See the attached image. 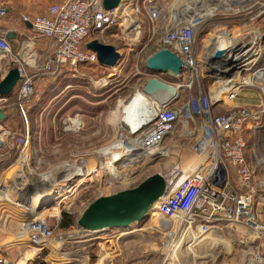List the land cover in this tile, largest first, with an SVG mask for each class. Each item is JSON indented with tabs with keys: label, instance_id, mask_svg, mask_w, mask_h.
I'll return each mask as SVG.
<instances>
[{
	"label": "built area",
	"instance_id": "built-area-1",
	"mask_svg": "<svg viewBox=\"0 0 264 264\" xmlns=\"http://www.w3.org/2000/svg\"><path fill=\"white\" fill-rule=\"evenodd\" d=\"M219 1L224 5L233 2ZM122 5L123 2L113 9H106L104 0H64L51 5L45 14L34 18L23 16V21L32 25V32L24 35L20 50L16 53L12 49L10 40L5 35H0V81L10 68L14 66L19 68L21 78L14 89L16 90L14 106L21 110L25 119L26 110L33 101L37 81L42 76L58 74L64 68L77 70L83 64L98 62L97 54L86 48V43L95 39V34L104 33L109 26L121 19ZM173 6V4H163L160 0H147L145 10L150 19L151 29L161 35L157 48L166 46L180 55L184 61L180 78L182 77L185 83L188 82L190 88L195 78L202 75L201 72L205 73V68L213 67L222 61L217 55L220 48L200 47L199 40L204 37L208 21L218 16L220 18L225 16L226 19L245 18L251 24H255L264 17V0H256L247 10H239L237 5L234 7L236 10L219 8L217 12L206 17L199 15L200 9L194 12L189 10L185 15L178 12L174 14ZM6 14L7 10L0 7V17ZM256 28L251 27L250 36L256 39L263 37L264 32ZM242 37L240 40L234 39L235 43H227L225 47L234 45L242 48L238 51L235 60L250 66L245 67L242 72H235L231 78H235V81L229 90L223 93L200 89L197 93L189 92L186 98L182 99L177 93V86L180 83L163 81L170 87L176 88V91L166 90L162 98H158L153 93L148 96L152 106H156L154 109L156 114L138 128L134 127L130 131L121 128L119 136L107 149L111 154L110 160L99 167L110 165L113 168L112 174L116 176L118 171H130L133 166L143 162L164 159L174 151L180 154L186 141H190L189 147L195 158L193 167L187 176L179 177L173 185L170 184L173 176H169L165 186L166 191L157 207L160 218L163 217L169 222V225L158 222L154 228L166 239L162 264H217L232 255L234 242L239 245L245 244L244 235L250 236L253 245L255 240L264 238V223L259 218L261 202L257 201L259 195L264 192V176L259 175L258 159L249 147L254 146L256 137L257 139L264 137V73L262 71L264 67L251 71L252 65L257 64V58L263 52L260 54L259 47L257 46L256 49L251 45L255 42H247L246 38ZM39 38L48 39L52 51L47 53L41 64L36 65L23 59L22 51L31 45L28 52L31 57H35L33 48ZM249 52L256 55L249 57ZM20 57L22 63H17ZM212 62L215 64L210 65ZM27 64L32 68H28ZM246 71L251 73V79L240 81V74ZM158 74L164 73L152 75L160 79ZM213 83L216 84L215 81ZM242 84L258 89L260 99L256 103L236 105L235 99ZM7 100L8 98L0 97V104ZM220 105L232 107L225 109L224 112H218L217 108ZM0 111L4 110L0 107ZM2 127L1 120L0 151L5 148ZM17 144L18 160L27 158L28 166L31 153L33 152L32 155L35 153V150L30 149L29 134H20L17 137ZM179 165L178 171H183L182 165ZM64 166L66 172L63 176L54 177L53 173H46L53 176L48 182L57 184L58 179L63 178L71 181L74 176L79 175L70 173L76 172L77 166L70 167L69 172H67V164ZM173 173L176 177L177 173ZM61 176L62 178H59ZM16 179L20 181L23 177ZM130 179L131 175L127 180ZM1 183L2 180H0V206H3ZM20 185L19 190L23 187ZM77 187L72 191L70 187L65 196L59 199L64 200L77 195ZM51 203L48 202L46 208ZM60 203L61 201L58 203L59 208ZM55 209L57 214L54 216L59 221L61 209L57 207ZM231 222H241L247 232L238 235L221 229ZM80 230L84 232L83 229ZM20 234L21 240L18 239L16 242L37 248L34 252L37 257L46 249L51 250V245L58 242V238L62 236L49 223L48 215L41 213L29 216L24 221ZM226 238H230L232 242L230 245L225 242ZM250 248L244 247L243 256L247 258L246 264H251L249 253L253 251V247ZM261 259L262 257L255 258L257 261ZM80 261L81 259H77L78 264H81ZM0 262H3L1 258ZM86 264L104 263L98 259Z\"/></svg>",
	"mask_w": 264,
	"mask_h": 264
},
{
	"label": "rangeland",
	"instance_id": "rangeland-1",
	"mask_svg": "<svg viewBox=\"0 0 264 264\" xmlns=\"http://www.w3.org/2000/svg\"><path fill=\"white\" fill-rule=\"evenodd\" d=\"M146 1L125 0L121 7V19H118L114 25L109 26L103 34L94 35L95 39L98 38L103 43L114 45L122 54L123 57L117 66L99 68L85 64L79 66L77 70L64 68L58 74H45L37 81L33 101L26 110V119L21 110L14 106L15 97H13V94L11 98L0 104V107L8 115L4 123L2 122L5 148L0 151V180L7 181V183H3V190L5 193L7 192V195L13 197V199L7 200L8 202L3 201V206H0V233L4 229L5 239L10 242L6 245L11 248L0 250V258L3 261L0 264H6L8 259L16 264H26L28 257L34 255L33 249L31 250L29 246H25L23 242L16 241L17 236L21 235L24 221L29 216L39 213L48 215L49 223L62 235L61 238H58V241L74 234L62 243H53L51 250L46 249V254L43 253L39 257L34 256V258L46 261L47 264H78L77 259H81V264L91 263L98 259H101L104 264H162L165 257L163 247L166 239L162 233L157 232L154 228H156L155 225L158 222L163 224L165 222L164 218H160L157 214L158 206L154 207L156 210L140 225L134 223L128 227L129 229L126 227L125 229L117 228L112 229L113 231L107 234L91 236L86 235L76 225L83 209L100 195H108L125 188L134 187L149 175L164 170L168 171L169 166L167 164L177 159L185 171H190L194 164L195 158L189 147L190 141H186V145L182 148L180 154L174 151L164 159H153L133 166L130 171L128 170L131 173L130 180H121L123 175L120 176V171H118L117 176L113 175V168L108 164L104 168H99L111 158V154L107 149L119 136L125 109L133 105L135 100H138L136 98L138 94L143 96V85L148 78L155 76L147 69L146 59L157 49L161 35L154 33L150 27V19L145 10ZM160 1L163 4L175 5L179 0ZM227 1H233L234 4L242 2L241 7L250 2V0ZM15 8L22 15L18 6ZM2 20H4V17H0V27H8ZM208 23L217 24L216 29L220 33L208 34L206 28L203 39L200 38L199 40L200 47L211 48L216 40L229 39L230 36H238L239 33V36H243V39L246 38L247 42H255L251 45L256 49L258 46L260 54L264 53L263 37L260 36L261 38L256 39L250 36L252 32L249 31L251 27L255 26L256 29L264 32V22L261 19L258 23L251 24L245 18L226 19L225 16L222 18L218 16L210 22L208 21ZM220 27L233 35L224 33L222 37L220 36L221 38L218 37L222 33ZM239 38L241 37H237L236 40H240ZM12 49L14 53L19 51L15 44H13ZM41 54H35L36 58L32 60L29 57H24V59H29L30 63L38 65L47 57L46 53L45 55ZM252 54L249 52V57ZM261 56L257 58V63L261 61ZM20 62L22 63L21 57L17 63ZM26 66L32 68L28 64ZM201 74L195 78L191 88L188 87V82L185 83L182 77L176 79L175 82L180 83L177 86L178 97L184 99L189 92L195 93L200 89L225 93L235 81V78L218 79L219 82L215 81L216 84L213 85V81L207 77L204 71ZM251 77V73L246 71L240 74L239 79L240 81L242 79L249 80ZM255 91L257 92L258 89L242 84L241 90L235 99L236 105H238L237 99L241 97L242 93H255ZM231 105H220L217 111L224 112L225 109L232 107ZM26 133L30 136V149L35 150V153L34 155H32L33 152L31 153L29 164L26 165L27 170L23 176V181L26 182L25 185L29 186L32 191L37 188L33 182L43 181V184L46 183L44 180L47 177L43 174L53 173L54 177L63 176L66 172V166L64 165L67 164V172L70 171V167L80 165L81 168L92 172L89 175L92 180L89 179L90 182L86 181L83 185L77 187V195L73 196L74 199L73 197H67L64 200L58 199L56 202H52L48 208L39 212L32 211L27 203L21 206L15 202L19 199V195L21 196L25 192L23 189L26 188L25 186L22 187L19 192L18 186L20 184L16 179L18 173H20L17 137L20 134L26 135ZM249 147L258 159V162H256L259 163V175L264 176V137L258 139L256 137L254 146L250 145ZM62 176L59 178H62ZM79 177L80 175H76L72 178L69 184L71 191L79 184ZM96 177L99 180H96ZM8 179H11L9 183ZM58 180L56 185L66 181L64 178ZM60 201L59 208L58 203ZM257 201L261 202L259 205L261 210L259 218L264 223V192L259 195ZM55 207L61 209V216L63 211L74 215L75 224L71 228L62 229L59 227L61 218L57 221L54 216V214H57ZM120 232L125 234L120 235L118 240L112 239V237L121 234ZM238 235H244V233H238ZM244 236L245 244L233 243L232 255L228 256L232 260L228 264H246L247 258L243 256L244 247H253L252 252L255 251V256L254 253L250 255L251 264H258L254 260L260 257H262L261 264H264V238L255 240L256 243L253 242L254 246L252 239H249L250 236ZM225 242L229 245L232 243L230 238H226ZM256 247L260 248L257 249ZM94 256L95 258H93Z\"/></svg>",
	"mask_w": 264,
	"mask_h": 264
},
{
	"label": "water",
	"instance_id": "water-1",
	"mask_svg": "<svg viewBox=\"0 0 264 264\" xmlns=\"http://www.w3.org/2000/svg\"><path fill=\"white\" fill-rule=\"evenodd\" d=\"M124 1L104 0V6L106 9H113ZM7 37L11 38L10 32ZM86 46L97 54L98 63L104 67L117 66L123 57L114 45L103 43L98 38L87 42ZM241 49L234 45L220 48L217 55L222 58V61L213 67L206 68L207 77L211 81L231 79L235 72L244 71L245 67L250 65L235 60L238 51ZM255 55L254 53L251 57ZM183 66L184 61L180 55L166 46L157 48L146 59V67L151 74L167 73L173 79L180 77ZM262 67H264V59L255 65L253 64L251 71ZM20 78L19 68L16 66L10 68L0 81V97H11ZM160 85L168 87L170 91L173 88L156 77L148 78L142 88L143 100H139L129 109L130 115L138 116L149 111L152 103L148 96L152 95L153 90ZM5 118L6 113L0 111V121ZM139 121L142 123L141 126L146 124L148 114L142 115ZM121 125L126 131L131 130L128 124L121 123ZM168 179L169 172L164 170L149 175L134 187L125 188L108 195H100L83 209L77 219V227L83 230H109L111 228L129 227L134 223L140 225L156 210L154 205L163 197ZM62 242H64L63 238L57 244Z\"/></svg>",
	"mask_w": 264,
	"mask_h": 264
},
{
	"label": "bare ground",
	"instance_id": "bare-ground-1",
	"mask_svg": "<svg viewBox=\"0 0 264 264\" xmlns=\"http://www.w3.org/2000/svg\"><path fill=\"white\" fill-rule=\"evenodd\" d=\"M255 1L256 0H250V2L248 4L245 3L246 5H244L242 7H241V3L242 2L240 4L239 3L238 4L235 3V4H237V6L239 7V10H247L251 6V4L254 3ZM207 3H209V5ZM202 6H204V8ZM234 7H235V5H234L233 2L231 4H229V5H224V3L222 4L219 0H179L172 7V13L175 14V13L178 12L179 14H184L185 15L189 10L191 12H194V11L200 9L199 10V15L201 17H206V16L212 15L213 13L217 12V10L219 8H226V9H232V10L234 9V10H236ZM216 26H218V25L217 24H214L213 25L212 23L207 24V26H206L207 31L206 32L208 34H210V33L217 34L218 29H216ZM209 28H211V29H209ZM219 29H220V31L222 33L218 37H220V36L222 37L224 33H226L227 35H233L232 33L230 34V32H228L227 30H224L221 27ZM218 33H220V32H218ZM98 34H103V33L100 32ZM237 37H241V36H239V33H238V36H230L229 39H223V38H221L220 40L218 39L219 41L216 40V42L214 43V45H212V49L213 48H215V49L218 48L219 49V48H222V47L225 48V46L228 45L227 43H231V42L232 43H235V40H236ZM26 55L31 60L33 58H36V57H33V56L31 57V55L29 54V52H27ZM22 57L24 59V56H22ZM25 60H27V59H25ZM36 61H37V59H36ZM214 64L215 63H213V62L210 63V65H214ZM216 81L219 82V80H216ZM166 90H168V87H164V86H161L160 85L156 89L153 90V94L155 96H157L158 98H162L163 95L166 94V92H167ZM171 91L175 92L176 91V88H172ZM136 98L138 100H135L134 101V104H136L139 100H143V96L141 94L140 95L138 94V97H136ZM133 105H130V106H128L125 109L124 118L123 117H122L123 119L121 118L122 119L121 123L128 124L130 126V129H133L134 127L138 128L139 126H141L142 123L139 120L142 118V115L145 116V115L148 114V120H149L150 118H152L156 114V111H154V109L156 108V106H152V107H150V110L149 111H147L146 113H144L142 115H138V116L137 115H130V113L128 111H129V109ZM121 127H122V125H121ZM192 161H193V159H192ZM192 161H191V163H192ZM18 164L20 165V170H19L20 173H18V177H23L24 174H25V171L27 170V168H26L27 158H25V157L21 158L20 161L18 162ZM167 165L169 166V170H168L169 176L170 175L173 176V180L172 181L170 180V184L171 185H173L175 182H177L178 179H179V177H181V176L182 177H185V176H187L189 174V171H185V170L178 171V167L180 166L178 159L175 160V161H173L172 163L167 164ZM192 167H193V165H192ZM75 171L76 172H70V173L71 174H79L80 175V177L78 179V183L79 184H77L78 187H80L81 185H83L86 181L87 182H90L92 180V178L89 176L90 174H92V172L89 171V170L87 171L84 168H81L80 165L77 166V169H75ZM173 172H176L177 173V176L176 177H174L175 175H173L174 174ZM43 175H45L47 177V179H45V180L43 179L44 182H46V183L43 184V181H41V182L38 181L39 183H34L33 182V184L37 188H34V190H32V191L30 190L31 188H29V186L25 185L26 182H24L23 179L20 180V181H18L19 184H21L20 185L21 187L22 186L23 187L24 186L26 187L25 190L23 189V191H25V192L22 193L21 196L19 195V199L17 201H15L18 205L23 206L24 204L27 203V204L30 205V209H32V211H34V212L43 211V209L46 208L48 202H56L59 198L65 196V194L67 192V189L68 190L70 189V185H69L70 182H71L70 180H66L65 182L61 183L60 185H56L53 182L50 183V184H48L47 183L48 182L47 180H51L53 178V176H50L49 174H43ZM122 175H123V177H122L121 180H127L130 177L131 173H129L128 170H123V171H120V176H122ZM6 176H8V174H6ZM89 179H90V181H88ZM96 180H99V179L96 177ZM9 181H11V179L10 180L8 179V183H9ZM35 181H37V180H35ZM4 182L7 183V181H2V183H1L2 192H3V198H4V201L8 202L7 200H9V199L11 200V199H13V197H10L9 195H7V192L5 193V191L3 190V183ZM171 185H170V187H171ZM8 191H10V190H8ZM19 192H20V190H19ZM2 204H3V202H2ZM158 205H159V201H157L155 203L154 207H156ZM164 222H165L164 225H169V222L165 218H164ZM126 228H128V227H126ZM112 229H117V228H111L109 230H102V229L101 230H87V229H84V232H85L86 235L94 236V235H98V234H100V235L101 234H107L109 232H112L113 231ZM118 229H125V228H118ZM221 229L222 230L225 229L226 231H230V232H235L236 234L237 233H242V232L243 233H246L247 232L246 227L241 222H233V223L231 222L229 224H226V225L222 226ZM217 232H220V231H217ZM72 236H74V234H71L70 236H67V238H65L64 241H66V239H68V237L70 238ZM20 237H21V235H18L17 236V240L18 239L21 240ZM32 249L35 250V251H37V248H32ZM172 252H173V250H172ZM172 252L170 253V255L172 254ZM253 253L254 252L250 251L249 254L252 255ZM29 258L30 257H28V259ZM254 261H255V263H258V264H261L262 263V260H259V261L254 260Z\"/></svg>",
	"mask_w": 264,
	"mask_h": 264
},
{
	"label": "crops",
	"instance_id": "crops-1",
	"mask_svg": "<svg viewBox=\"0 0 264 264\" xmlns=\"http://www.w3.org/2000/svg\"><path fill=\"white\" fill-rule=\"evenodd\" d=\"M62 1H64V0H0V7H4L7 10V14H6V16H4V20H2V21H4L5 24L8 26V27H0V35H5L7 37V34L10 32L11 38H8V37L7 38L10 40V43L12 46H13V44H15L16 48H18V50H20V46L22 44V40H23L24 35L25 34L29 35L32 32V25L30 23H25L23 21V16H28L29 18H34L37 15L45 14L48 12V9L51 5H53L55 3L62 2ZM16 6H18V8L21 10L22 15H20V12H18V9L15 8ZM261 21L264 22V18H261ZM262 39H264V37ZM30 46L31 45H29L26 49H24L22 51V56L28 57L26 55V53L29 51ZM33 51L35 54H41L42 53L41 55H43V54L45 55V53L47 54L48 52H51L52 48H51L50 41L46 38H39L38 41H36V45L34 46ZM34 53H33V55L36 56ZM263 59H264V53L262 55L261 61H263ZM27 60H29V59H27ZM262 71L264 73V69H262ZM259 99H260V95H259L258 91L257 92L255 91V93H249V92L242 93L241 97L237 99V104L238 105H249V104H252L254 102H257ZM141 229L143 230V228H141ZM3 230H2V233H0V250H2V251L4 248H7V250H8V248L11 249L8 245H6V244H9L10 242L7 239H5V235H4L5 231H3ZM124 234L125 233H121V234H119V236L120 235L122 236ZM119 236L118 237H112V239L116 238L118 240ZM112 239H110V240H112ZM25 246H27V245H25ZM31 250H32V248H31ZM33 251L35 252V250H33ZM25 253H27V252H25ZM0 254H1V251H0ZM15 254H17V253H15ZM34 256L35 255H32L31 258L29 260H27L26 264H29L32 260H34L35 259ZM11 257L14 258L13 256H11ZM231 260H232V258H229V257L224 258L223 261L218 262L217 264H228L229 262H231ZM6 264H16V263L11 261V259H8Z\"/></svg>",
	"mask_w": 264,
	"mask_h": 264
},
{
	"label": "trees",
	"instance_id": "trees-1",
	"mask_svg": "<svg viewBox=\"0 0 264 264\" xmlns=\"http://www.w3.org/2000/svg\"><path fill=\"white\" fill-rule=\"evenodd\" d=\"M83 65H85V64H83ZM88 65H93V66H96V67H99V68H105L104 66H101L98 62L97 63L88 64ZM158 77L162 81H176V79L171 78L167 73L158 74ZM15 93H16V90L13 92V97H15ZM195 93H197V92H195ZM9 98H11V97H9ZM7 118H8V115L6 114V118L4 120H2V122L4 123V121ZM74 224H75L74 215L69 213V212H67V211H63L62 212V216H61V220H60V223H59V227L62 228V229H69ZM46 251L47 250L44 251V254H46ZM93 258H95V256ZM29 264H47V263L44 260H39L38 258H35Z\"/></svg>",
	"mask_w": 264,
	"mask_h": 264
}]
</instances>
